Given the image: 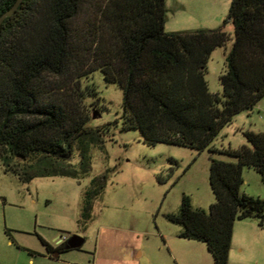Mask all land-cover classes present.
<instances>
[{"label": "trees", "instance_id": "obj_1", "mask_svg": "<svg viewBox=\"0 0 264 264\" xmlns=\"http://www.w3.org/2000/svg\"><path fill=\"white\" fill-rule=\"evenodd\" d=\"M15 1L0 0V15ZM165 22V0H22L0 24V160L24 181L85 176L90 148L102 142L101 129L88 126L93 110L101 111L87 82L99 70L122 89V129H138L147 144L236 158L211 159L208 211L182 195L178 212L165 215L181 226L178 237L204 243L213 264H228L235 220L264 219V200L240 192L245 166L264 181V131H243L248 145L237 149L211 143L264 97V0H231L218 28L166 32ZM229 41L222 92L214 93L207 63ZM104 184L92 178L83 218Z\"/></svg>", "mask_w": 264, "mask_h": 264}, {"label": "rangeland", "instance_id": "obj_2", "mask_svg": "<svg viewBox=\"0 0 264 264\" xmlns=\"http://www.w3.org/2000/svg\"><path fill=\"white\" fill-rule=\"evenodd\" d=\"M231 0H165L164 30L189 31L223 26ZM224 30L233 33L227 23ZM231 47L211 53L205 74L209 90L221 94L219 76ZM95 86L100 116L88 126L100 128L102 142L90 148L91 169L81 178L34 177L22 180L0 160V264H213L202 242L178 237L181 226L165 215L176 213L182 195L193 209L209 210L215 196L209 185L211 159L236 158L207 149L157 142L147 144L138 129H122V89L101 71L87 80ZM92 106V109L99 108ZM264 131V97L238 112L212 140L213 147L248 145L243 131ZM76 151L72 163L77 164ZM94 177L105 179L102 193L82 217L85 192ZM240 192L264 200V181L243 167ZM73 234L85 240L78 249L50 258V244ZM61 235V236H60ZM228 264H264V219H236Z\"/></svg>", "mask_w": 264, "mask_h": 264}, {"label": "water", "instance_id": "obj_3", "mask_svg": "<svg viewBox=\"0 0 264 264\" xmlns=\"http://www.w3.org/2000/svg\"><path fill=\"white\" fill-rule=\"evenodd\" d=\"M22 0H16L13 5L8 9L6 10L4 13H2L0 15V24L2 23V21L7 18L8 16H10L12 13H14V11L16 10V8L18 7V5L21 3ZM100 116V113H98V111L96 110H93L92 112V118H96V117H99ZM61 236V235H60ZM84 238L80 235H77V234H73L70 236V238L68 239L67 241V244L65 246L66 249H78L80 248L83 243H84Z\"/></svg>", "mask_w": 264, "mask_h": 264}, {"label": "flooded vegetation", "instance_id": "obj_4", "mask_svg": "<svg viewBox=\"0 0 264 264\" xmlns=\"http://www.w3.org/2000/svg\"><path fill=\"white\" fill-rule=\"evenodd\" d=\"M70 238L69 237H63V238H58L54 244H50L48 243L47 241V244L44 245L45 246V249L47 251V254L49 255L50 258H54L56 259L58 257V254L65 251V250H69V249H66L65 246L67 244V241L68 239Z\"/></svg>", "mask_w": 264, "mask_h": 264}, {"label": "crops", "instance_id": "obj_5", "mask_svg": "<svg viewBox=\"0 0 264 264\" xmlns=\"http://www.w3.org/2000/svg\"><path fill=\"white\" fill-rule=\"evenodd\" d=\"M255 106H256V105H255ZM255 106H254V107H255ZM45 241H46V240H45ZM228 258H230V252H229V257H228Z\"/></svg>", "mask_w": 264, "mask_h": 264}]
</instances>
